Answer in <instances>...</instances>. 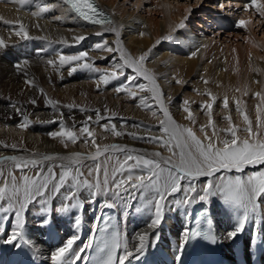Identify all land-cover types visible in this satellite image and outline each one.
Masks as SVG:
<instances>
[{"label": "bare ground", "instance_id": "1", "mask_svg": "<svg viewBox=\"0 0 264 264\" xmlns=\"http://www.w3.org/2000/svg\"><path fill=\"white\" fill-rule=\"evenodd\" d=\"M160 1L161 0H159V2ZM32 2H34V5L31 6ZM98 2L103 8L111 12L113 16L112 24L105 27L112 28L111 26L115 24V29L120 32L119 38L113 31H104L102 36L96 35V33L103 31L101 26L90 25L81 18L76 17L74 13H70L67 10V6L63 5L61 0H27L24 5H21L18 0H4L3 2H0V18H2L0 19V24L8 21L11 24L16 25V27L12 30H4L0 28V36L7 39L5 42L7 47L2 48L5 52L3 54L0 53V77H7L12 80L14 79L13 81L11 80L12 82L10 81L11 85H13L12 83L16 81L15 79L19 81V78L38 76L40 77L42 86L44 84L48 86L49 84L47 83L49 82L62 83L63 87L61 89H63V93H79V90H76V88L84 86L85 88H79L83 90L82 96L78 98V100L80 99L79 101L82 105H76L78 107L72 109H68L67 107H59L58 109L59 112L63 113V122L66 126H77L78 123L86 121L88 116H92L93 119H96V109H94V107H98L100 112H104L105 115H113V113L130 114L131 118L127 121L137 123V125L140 124L139 129L132 126H126L119 121L103 120L101 124H97L92 127L88 125L95 134L96 144L101 147L104 145L119 144L122 147L137 149L141 152H160L162 156H169L170 153L167 149L158 143H149L147 142V139H136L133 138V136H129V133H136L142 135V137L143 135L149 134L155 136H160L162 134L160 131L159 120L164 119V117L158 110V106L155 101L151 100L148 102L151 105L150 108H145L143 105H113V102L110 99L111 105H103L101 99L96 95V89H92V86L95 87L96 81L92 80L85 82L81 81L80 77L79 81L81 82L71 83L70 81L69 83H66L68 76L66 75V72L69 69L67 68L68 66H64L59 70H56L52 66L48 65L47 61L49 59H57L58 55L65 54L68 48H70L71 51L78 48L87 51L89 56L92 55L91 53H93V51L97 53V50H100L101 56L107 58L104 59V57H102L103 59L101 60L106 61V63L109 61V64L112 66L113 60L119 62V55H117L116 52L108 53L103 49H96L95 45L97 43H101L103 40H107L108 46L114 47L115 39H122L127 52H129L133 57H139L142 53L148 52L152 44L160 42L162 36L166 34V29L163 26L164 23L167 24L165 25L166 27H170L174 30L177 27L176 24L178 23L179 25V22L187 15L188 11L182 10L183 7L180 8V6L174 8L171 4L166 5L168 2L164 4L166 6V11L159 5H156L155 9L152 5V7H148L147 10H144L147 4L145 5L142 0H135L130 6H128V0H98ZM151 2L149 3L150 5L153 3ZM161 4L162 3H160V5ZM235 4L238 6L243 5L244 3L237 0ZM42 6H48L49 10L41 13L39 16L33 15L34 12H39ZM216 8L217 5L215 4L214 9L216 10ZM249 9L250 8H247V10ZM233 16L235 17V14ZM211 17L212 19H216L215 24L220 23L222 26L226 27L234 25L233 22H235L230 17L227 19H223L220 16ZM190 23L191 22H187L184 29L179 30L173 36L170 44L168 43L169 45L164 43L152 48L146 66L152 73L155 74L157 83L161 91L164 93L162 95L164 104L168 108L172 118L182 126L192 127L197 135L203 139L204 134L200 131V127L204 125V123L201 120L199 123L195 118V123L186 119L187 113L183 111L184 107L179 104L176 97L177 91L173 86L174 80L177 76L182 77L184 75L187 76L194 73L196 74L195 76L199 75V77L206 79V81L216 82L217 80L219 86L223 84L222 92L225 94V88L228 80L226 81L227 77L224 67L227 64H231L232 70H236L237 72V74L235 73V77L238 75V87L236 89L239 92H245L249 86L254 85V80L257 79V74L264 71V54L261 53L260 49H255L256 47L254 46L255 48H251V52L255 56L252 62L249 58H243V56L238 54L235 58H232L229 56L233 54L232 52H228L229 55L223 56L224 58H212L213 55L210 51H212L213 48L210 49L211 44L209 43H213V41L221 35V32L218 31L216 34L209 37V35L214 32L212 29H209L211 26L209 28H204V26L199 23L197 24L196 30L194 25V28L189 25ZM20 24H22L28 31L29 36L31 37L30 39H23L15 34V32L19 30L17 26ZM37 25H39V27H37ZM204 25H207V23H204ZM211 30L213 31L212 33H210ZM207 31H209L210 34H207ZM141 33H143V35H141ZM79 35L85 36L86 39L83 42L76 43L74 37ZM41 37L46 39H40ZM61 40H67V44L60 43ZM228 47L230 46L228 45ZM236 47L239 46L237 45ZM193 52H196L195 56L192 55ZM248 56L250 55L248 54ZM251 59H253V57ZM24 60H27L28 64L24 65L22 63ZM17 63L21 64L22 70H18L15 67ZM125 70L127 74L126 76L132 74V70ZM85 71V69H82L81 72ZM184 79L182 80L184 81ZM75 80L76 79H74V81ZM182 80H180V82L183 83ZM135 83L139 84L144 82L138 80ZM6 85L9 86L8 84H5L4 86ZM10 86L7 87V89H9ZM32 88L31 92L27 94L23 92L24 94L22 93L23 95H20L18 98L23 101L27 99L29 100L30 98L32 99V97L36 99L37 97L39 98V89L36 87ZM7 89L5 87V90ZM47 90L50 89L48 88ZM12 91L14 92V90H11V92ZM4 93L5 92H3V94ZM49 93L50 92H48V94ZM142 95L151 96V93L143 92ZM58 97L62 99V96L58 95ZM39 99V105H16L24 110L30 117V126L27 129H22L18 126L22 123V118L12 105H0V115L5 116L3 117L4 119H0V158L15 155L24 159H29L33 158L31 154L35 153V158L39 159L44 155H69L72 152L88 154L96 150L95 146L91 143L92 138H87L86 134H80L79 128L76 126H74V130L77 131L80 136L76 144L69 143L68 147L65 148L59 138H51L49 136L50 132L60 130V119L58 117L57 110H53L50 106H46V96H42V98ZM92 103L96 105H91ZM81 107L87 109V111L81 112ZM189 109L194 116L195 111L190 107ZM256 109L257 108L253 110V114L257 118L258 113ZM153 110L157 111V115L155 117L152 115ZM10 115L11 117L13 116L15 120H10ZM262 116H264V113ZM52 120H56V122L50 123L49 121ZM252 123L254 130H257L256 125L254 126V124L257 123L254 121H252ZM104 124H109V129L111 124H115L117 130L125 133V136H115L109 129H105L103 127ZM237 124H239L238 126L240 129L246 126L243 121L241 122V120L238 121ZM214 127L217 134L222 138L215 122ZM149 129L151 130L150 133L148 131ZM206 130L208 135L211 136L212 133L209 134V132L210 130L213 131V127L208 126L206 127ZM259 131L264 132V126H261ZM238 135L244 137L247 134L244 133L243 129H241L238 132ZM85 138L88 141L87 143H85ZM13 143L17 145L16 149L10 147ZM4 144L9 145L10 148L4 147ZM113 153L114 154L110 155L112 157L109 161L110 166L116 163L115 157L117 156L120 157L121 162L123 161V153ZM86 161V166L94 167L95 162L90 163ZM51 163L53 162H45L44 167L47 168ZM56 163H59V161H56ZM101 163L103 164V162ZM261 168H264V166H257L255 168L249 167L245 169L244 173H240V175H247L253 171H258ZM0 169L4 172V176L0 177V187H3V180L8 179L7 174L9 172H12L19 180L22 174L33 176L38 170L35 168L24 169L22 173L21 170L15 168L14 163L11 161H5L2 165H0ZM56 171L59 173V168H57ZM84 171L87 175V167H85ZM221 174L222 173H217V175ZM237 174L238 173L235 172L229 173V175ZM102 178L103 176L101 174V179ZM89 179L91 180L93 177H89ZM206 180L207 178L201 177L195 181L197 190H200L203 187ZM183 186L184 182H182V188ZM64 192L65 190L62 189L60 195L49 198L48 207L51 208V212L48 217L39 211L40 206L35 202L29 205L27 211L25 212V235L28 239L33 241L36 247H38L39 253L33 252L31 249L26 247V249L23 248L24 252H22L23 249H19L17 252L12 253L11 259L14 255L22 252V255L21 253L19 254L21 255V264H53L50 258L51 252L55 251L56 248L63 246L67 239L77 235L79 236V239L77 240L76 245H74V248L83 246L86 244L87 237L90 232L89 242L91 241L97 224V219H93L94 213L92 211V207L94 204L89 201L88 193L83 191L80 193V199L84 201L82 211L75 208H70L68 211H58L57 209L61 203L64 202ZM101 196L103 197L100 198ZM100 197V199L95 200L97 205L96 207H98L97 217L106 206L108 200H112V202L109 203H111V206H113L120 215L122 233L128 236L130 247L132 246V242L136 234L144 231H149L151 233L149 246L147 247L145 254L141 256V259L153 258L157 264H175L177 262V255L181 254L178 250L183 238V233L185 230H188L195 207L203 202L197 201L194 203L192 201L190 204H185L183 203V192L169 196L168 201L166 202L162 223L158 227L150 229L149 225L153 219L154 213L152 206H146V204L147 200L155 197L154 192L148 193L146 197H139V194H137L136 200H126V198L123 197L125 200L124 209L121 208L122 205L119 204V206L116 204L113 199L114 197L108 199L106 194L100 195ZM174 197H178L177 199H180V201L173 203L172 199ZM74 202L75 201H72L70 203ZM205 202L212 205L215 213L219 236L220 264H241L242 258H245L248 264H264V195L259 197L254 210H246L238 205L225 202L220 195L212 196ZM4 215V213H0V220H2ZM8 215L9 219L7 221L0 222V226L5 227L6 229L5 236L0 237V250L2 244H4V239H6L7 234L11 231L12 225L15 223L14 214L9 213ZM245 215H247L248 218L243 231L240 232L234 239H228L227 233L234 231L239 226ZM46 218L49 219V223L42 224L41 222ZM78 218L82 220L79 228L75 226V221ZM8 245L9 247L7 249L11 252L15 245ZM86 251L82 254V260L77 261L76 264H82L86 256ZM15 257L17 258V256Z\"/></svg>", "mask_w": 264, "mask_h": 264}, {"label": "snow or ice", "instance_id": "2", "mask_svg": "<svg viewBox=\"0 0 264 264\" xmlns=\"http://www.w3.org/2000/svg\"><path fill=\"white\" fill-rule=\"evenodd\" d=\"M18 2L24 5L27 0H18ZM62 3L76 17L81 18L90 25L101 26L103 31L96 33V35L102 36L104 31H113L119 38V31L105 27L111 25L112 21L95 3V0H62ZM253 6L257 13L264 16V0H251L245 10ZM48 10V6H42L39 12H34L33 15L39 16ZM5 23L10 22L5 21ZM245 23L244 20H241L238 22V26H243ZM17 27L19 28L15 32L17 36L23 39L31 38L22 24ZM184 27L185 24L182 21L178 28L183 29ZM40 39L46 38L41 37ZM85 39L86 37L83 35L74 37L76 43L83 42ZM164 39L171 41L173 37L168 35ZM60 43L67 44V40H61ZM3 47H7V45L3 39H0V48ZM95 48L103 49L108 53H118L119 62L113 60L112 69H105L101 72L99 68L94 67V62H89V53L81 51L74 55L59 54L57 59H49L47 64L56 70L64 66H70L69 74L81 68L100 73L96 82L98 90L101 85L107 86L112 81L125 77V82L114 89L117 94L125 93L135 99L139 93H151V97H141L138 106L143 105L145 108H150L149 99L158 103V110L164 117V119L159 120L162 134L160 136L149 134L147 137L137 136L136 133H129V135L136 139H147L149 143H158L165 147L170 155L162 156L160 152H141L137 149L122 147L119 144L101 147L96 144L95 134L88 126V121H91L93 117L88 116L84 125L79 129V133L92 138L91 143L96 149L94 152L88 154L72 152L69 155H44L39 159L35 158V153H32L33 158L29 159L15 155L0 158V165L5 161H11L14 163L15 168L21 170L22 173L24 169H38L35 175L22 174L19 180L12 172H9L7 174L8 179L3 180V187H0V213L5 215L0 222L7 221L9 213L14 214L15 219V223L12 225L6 239H4V243L15 245L16 248L21 250L26 246L33 252L39 253L38 247L25 235V212L29 205L35 202L40 206L39 211L48 217L51 212V208L48 207V200L50 197L60 195L62 189L65 190L64 202L61 203L57 209L58 211H68L70 208L82 211L84 206V201L80 199L82 191L88 193L89 201L92 203L95 202L96 196L108 193L125 197L126 200H136L137 194H139V197H146L148 193L154 192L155 197L147 200L146 204V206H152L154 213L149 225L150 229L156 228L162 223L168 197L181 192H183V203L185 204H190L193 199L208 201L210 197L220 195L225 202L238 205L246 210H254L259 197L264 195V168L247 175H240V173H244L245 169L249 167L264 166V132L259 131V128L264 126V116L260 115L264 113V109L257 106V120L259 123L257 130H254L252 121L244 113L240 101L237 100L236 110L243 115L246 124L243 131L247 135L244 137L238 135L240 129L232 123V117L229 115L225 117L229 127L222 129L223 132L228 134L229 138H221L215 131L214 122L210 119L209 125L200 127V131L204 134L202 139L192 127L178 124L165 106L155 74L145 67L151 49H149V52L142 53L139 57H133L120 45L119 39H117L115 47L108 46L107 40H103L101 43H97ZM192 55L195 56L196 52H193ZM104 59L107 58L104 57ZM22 63L26 65L28 61L24 60ZM15 67L22 70L20 63H17ZM125 69H131L132 74L125 76ZM141 79L147 83H135ZM204 82L208 83V81ZM25 83L35 87L33 80H26ZM39 92L46 96L43 88H40ZM208 95L211 97L212 102L202 104L201 108L206 110L208 116L211 117L216 96L210 92ZM255 95L264 101V95H261V93ZM29 103L35 105L37 102L32 99ZM183 103L185 105L183 111L187 113L186 119L195 123L193 113L187 107L189 102L184 101ZM46 106L57 110L60 119V130L50 132L49 136L54 139L59 138L65 148L68 147L69 143L76 144L80 138L79 134L74 130V125L72 127L65 125L63 113L59 112L58 109L59 107L72 109L77 106L74 104L61 106L59 101L51 98H47ZM222 106L223 109H228L229 100L227 96L223 98ZM12 107L16 109L22 118V123L18 126L27 129L30 126V117L15 104ZM80 111L84 112L87 109L81 107ZM95 111L97 122L105 119L99 109ZM113 115L115 114L113 113ZM152 115L155 117L157 111L153 110ZM49 122L55 123L56 120ZM208 126L213 127L211 136L206 131ZM103 127L109 129V124H104ZM134 127H139V125ZM109 130L117 137L123 134L117 130L115 124H111ZM148 131L150 133L151 130ZM87 142L86 139L85 143ZM3 146L9 147L7 144ZM10 147L16 149L17 145L13 143ZM113 152L123 153V161L121 162L120 157L117 156L115 157L116 163L110 166L109 161L112 157L106 154ZM101 156L105 157L103 164L99 159ZM86 160L94 161V167L86 166ZM49 161L53 163L45 168V162ZM56 161H59V163H56ZM85 167H87V175L84 171ZM57 168H59V173L56 171ZM233 172L238 174L229 175ZM217 173L222 174L217 175ZM3 176L4 172L0 169V177ZM89 177H93V179L90 180ZM201 177H205L207 180L198 192L195 181ZM182 182H184L183 188ZM72 201L75 202L70 203ZM106 206L110 205L106 204ZM247 218V215H245L239 226L234 231L227 233L228 239H234L243 231ZM41 223L47 224L49 219L46 218ZM81 223L82 220L78 218L75 221V226L79 228ZM5 232V227L0 226V237H4ZM98 232L99 235H94L88 244L76 248H74V245H76L79 236L74 235L67 239L63 246L51 252V261L53 264H76L77 261L82 260V254L92 247L93 241H96L97 247L102 253L98 264H131L132 260H139L145 254L151 236L149 231L136 234L130 247L128 236L116 231L110 218L103 219L102 226H98ZM198 235H200L199 231L185 230L179 245V253H182L184 246L190 239ZM210 239L216 242L215 236H211ZM118 252H121L119 256L117 255ZM177 259H180L179 254Z\"/></svg>", "mask_w": 264, "mask_h": 264}, {"label": "rangeland", "instance_id": "3", "mask_svg": "<svg viewBox=\"0 0 264 264\" xmlns=\"http://www.w3.org/2000/svg\"><path fill=\"white\" fill-rule=\"evenodd\" d=\"M3 1L4 0H0V2H3ZM134 1L135 0H130V1L128 0V2H127V3H129L128 6H130ZM142 1H143V3H145V5L146 4L148 5L151 1L153 2V3L151 2L152 3L151 5L149 4L150 6L146 5L144 10H147L148 7H152V5H153L154 9L156 8V5H159L160 7L162 6L161 8L165 10L166 6L164 4H166V2H168V4H166V5L171 4L174 8L178 7V6H180V8L183 7L184 9L182 8V10H187L188 11L187 15L184 16V18L182 19V21L184 22L185 26H186L187 22L188 23L191 22L189 25L192 28L195 27L196 30H197V24H199V23H201V25H203L204 28H207V27L209 28L211 26V28H209V29H212L214 32L211 30L210 33H212V32L213 33L210 34L209 31H207V34H210L209 37L213 36L218 31H220L221 35L219 37H217V39H215L213 41V43H209V44H211L210 45V49L213 48V50L210 51L212 53V55H213L212 58L227 56V55H229L230 52H232L233 54L229 55L232 58H235V56L238 54V55L243 56V58H249L250 61L252 62L254 60L255 56L251 52V48L253 49L254 46L256 47V48L254 47L255 49H260L261 53L264 54V43H263V41H264L263 40L264 39V16H261L259 13H257L255 11V9H253V8H255L254 6L251 7L249 10H245L246 5L250 4L249 2H243L242 0H239V1H242L244 4L237 6V4H235L237 0H200V1L199 0H161L160 2H159V0H157V3H156V0H151V1L149 0L150 2L148 0H142ZM160 3H162V4L160 5ZM215 4L217 5L216 10L214 9ZM32 5H34V2L31 3V6ZM212 10H213V12H212ZM233 12L235 14V17L233 16L234 15ZM211 16H220L223 19H227V18L230 17L235 22H233L234 25H231L232 27L231 26H229V27L227 26V28H228L227 29V28H225L226 26L223 28L222 26H219L217 23L215 24L214 23V18L212 19ZM251 18H252L253 21L251 20ZM241 20H244L246 22L245 25H243L244 28H243V26H238V22L241 21ZM182 21H180L179 24ZM215 22H216V19H215ZM204 23H207V25H204ZM165 25H167V24L166 23L163 24V26L166 29V34H164L162 36V39L160 40V42L154 43V44L151 45V47H150L151 50H152V48L157 47L160 44H164V43H167V44L169 43L170 44V41L165 40L164 37L168 36V35H171L173 37L179 30H181V29L178 28V23L176 24L177 27L174 30H172L170 27H166ZM193 25H194V27H193ZM14 27H16V25H13L11 23H8V24L7 23H2V24H0V28L4 29V30H12V29H14ZM111 27L115 29V24H113V26H111ZM0 39H3L4 42L7 41L6 38L1 37V36H0ZM119 41H121L120 45H122V47L125 49L124 44L122 42V39H119ZM116 42H117V39L114 40V47L116 46ZM237 42H238V44H237ZM250 43H251V45H250ZM236 44L239 47H236L237 46ZM228 45L230 47H228ZM234 45H235L236 48L234 47ZM77 49L78 48H75L74 51H71V49L68 48L66 50L65 54L66 55H68V54L69 55H74V54H78L81 51H84L83 49H78V50ZM1 50H2V48H0V53L3 54L5 51L4 50L1 51ZM148 52H149V50H148ZM91 54L92 55L89 56V58H90L89 62H91V61L94 62V67L99 68L101 70V72H103L105 69H108V70L112 69L113 65L111 66L109 64V61L106 63V61L101 60V59H103L102 57H104V56H101L100 50H97V53L95 51H93V53H91ZM248 54L250 56H248ZM117 55H119V54L117 53ZM149 55H150V52H149ZM149 55H148V57H149ZM252 57H253V59H251ZM229 61H231V60H229ZM263 61H264V58H263ZM147 62H148V59L145 62V67H147L146 66ZM263 66H264V64H263ZM67 68H69V66ZM82 69L83 68L78 69L77 72H74L72 74H69V69H68L67 72H66V75H68L69 77L67 76V82L66 83H69L70 81H71V83H78V82H81V81L89 82V81H92V80L97 82L100 73L91 71L89 69H85L87 72L86 71L85 72H81ZM79 70H81V71H79ZM224 70L226 72V77H227L226 81L228 80L227 84H226V88H225L226 89L225 90V94H223V92H222L223 84L221 86H219L218 83H217V80H216V82L215 81H208V83H205L204 81H206V79H203V78L199 77V75L195 76L196 74H194V73H192L190 75H187V76L184 75V76H182L183 78L177 76V78L174 80L173 86H174V88L177 91L176 97H177V100L179 101V104L182 105L183 107H185L183 102L184 101H188L189 104L187 105V107H190L191 109H193L195 111L194 118L196 119V121H198L199 123L202 121L204 123V125H206V124L209 125L208 120L211 119L212 121H214L216 123L217 128L219 129V132H220L222 138H229L228 134L226 132L222 131V129H226V128L229 127V123L225 119V117L230 115L232 117V123L235 124L236 126L239 125V124H237V122L240 121V120H241V122L243 121V123L245 124V122L243 120V115L236 110V101L237 100L240 101L241 107L244 109V113L249 116L250 120L257 123V124H254V126L256 125V127H257L258 120L254 116L253 110L255 108H257V106H259L261 109H263V107H264V101H262L259 97H257L255 95L256 93H261V95H264V71L259 72L260 73V74L258 73L259 75L257 74V79L254 80L255 81L254 85L249 86V88L246 89L245 92H242V91L239 92L236 89L238 87L237 86V81H238L237 77H238V75H236V77H235V73L237 74L236 70H232L231 64L225 65ZM87 73H89V74H87ZM261 74H263V75H261ZM91 75H93V76H91ZM126 75L127 74H126V70H125V76ZM80 77H81V79H80ZM29 78H31V79H29ZM29 78L28 77L19 78L18 79L19 81H17V79H15L16 81H14L12 83L13 85H11L10 81L12 79H8L7 77H3V78L0 77V105H5V104H9V105L15 104V105H24V106L33 105V104L29 103L31 98L29 100L27 99V100H24V101L21 100L20 98H18L20 95H23L24 93L27 94V93L31 92L32 89H33L32 86L29 87L28 84H25L26 80H33L34 84H35V87L37 89L44 88V93H46V97L59 101L60 105H67V104L82 105V104H80V101H79L80 99L78 100V98H80L82 96V91L83 90L79 89V88H85L84 86H80V87L76 88V90H79L78 91L79 93L76 92L74 94V93H71V92H69V93L66 92L67 95H68L67 96L66 93H63V89H61L63 87V84L60 83V82H49V83H47V84H49L48 86L46 84H44L43 85L44 87H43L42 86V82L40 81V77H38V76H33L32 77L31 76ZM4 79H5V81H4ZM74 79H76V80L78 79L77 82H76V80L74 81ZM79 79L81 81H79ZM82 79H84V80H82ZM182 79H184V81ZM7 80H8V82H7ZM180 80H182L183 83L182 82H180V83L177 82V81H180ZM141 81H143V80L141 79ZM124 82H125V77H121L120 80H115V81L111 82L107 86L101 85L99 90L97 89L96 85H95V87L92 86V89H94V90L96 89L95 90V91H97L96 95L101 99V102H102L103 105H111V101L110 100H112L113 105H133V106L139 105L140 98L144 97V95H142V93H139V95L135 99H133L130 96H128L127 94H125V93L117 94L115 91H113L116 87L120 86V84H122ZM143 82L146 83L145 81H143ZM15 83H16V86H15ZM186 83H187V85H186ZM1 84L3 86L5 84H8L9 86L11 85L10 88H9L10 90L7 89V87H9V86L6 85V86L3 87ZM27 86H28V88H27ZM46 86L50 90H47L48 88ZM5 87L8 90V92H7V90H5ZM11 90H14V92L13 91L11 92ZM23 90H25L27 92H25ZM60 90H62V91H60ZM217 91H219V92H217ZM3 92H5V93L3 94ZM6 92H7V94H6ZM48 92H50V93L48 94ZM209 92L212 95L216 96V101H215V103L213 105L212 116L211 117L208 116L206 110H202V108H201L202 104H204L206 102H212L211 101V97L208 95ZM58 93H62V94H58ZM39 94H40L39 98H42V96H45V95H42L41 93H39ZM57 94L62 96L61 97L62 99H60V97H58ZM163 94L164 93L162 91V95ZM151 96H152V94H151ZM151 96H147V97H151ZM225 96H227L228 100H229L228 109H223V106H222L223 105V98ZM39 98L37 97V99H36V98L32 97V99H35L36 102H37L35 105L38 104V101L40 100ZM77 100H78V102H77ZM149 101H151V99H149ZM155 103L158 106V103L157 102H155ZM85 105H90V104H85ZM91 105H96V104L92 103ZM94 109H98V107H94ZM104 111H105V109H104ZM100 113H101L102 116L105 117V119H102L99 122H97L96 119H92L91 121H88V125L89 126L92 127L94 125L101 124V122H103V120L104 121H116V122L119 121L120 123L125 124L126 126H132V127L137 125V123H133V122H128L127 121L128 119L131 118L130 114L122 113V114H115V115H105L104 112H100ZM262 114L263 113H261L260 115H262ZM3 117H5V116H3V115L1 116L0 115V119H4ZM9 119L10 120H15L13 116L11 117V115L9 116ZM109 119H112V120H109ZM84 122L85 121L80 122V123L77 124V126L76 125H74V126H76L77 128L80 129L84 125ZM138 125H139V127H135V128L139 129L140 128V124H138ZM245 127L241 128V129H244ZM238 128L240 129L239 126H238ZM212 132L213 131L210 130L209 134L212 133ZM122 135L125 136V133H123ZM129 136L132 137V135H129ZM137 136L142 137V135H139V134H137ZM147 136L148 135H143V137H147ZM87 138H90V137H87ZM111 154H114V153H109V154H106V155H111ZM99 159H100V162H104L105 157L101 156ZM87 161L90 162V163L94 162V161H91V160H87ZM197 191L199 192L200 190L198 189ZM106 195H107V197L109 195L110 198L108 197V199H111V198L114 197L113 199L116 202V204L117 205H119V204L122 205L121 208L124 209V207H125L124 201L125 200L123 199V197L117 196L115 194L113 196V194H111V193H108ZM99 197H100V195L96 196L95 200L96 199L98 200V199L102 198L103 196H101L100 198ZM177 198L178 197H174L172 199L173 203L174 202L177 203V201L178 202L180 201V199L178 200ZM192 201L194 203H196L197 201L199 202L201 200L193 199ZM109 202H112V200H108L107 205L108 204L111 205V203H109ZM93 204L94 205L92 207V211L94 213V218H95V215H96L98 207H96L97 206L96 202H94ZM102 204H104V203H102ZM2 246H3V244H2ZM2 246H1V248H2ZM9 254L10 253H7L6 250L3 249V251H2V249H1L0 256L3 259L2 260L3 262L1 261L3 264H4V261L6 263L8 257H9ZM19 254L16 255L17 258L15 257V260H14L13 263H15V262L17 264L19 263V262H17V260L19 261V259H20V255ZM1 262H0V264H2ZM13 263H10V264H13Z\"/></svg>", "mask_w": 264, "mask_h": 264}]
</instances>
